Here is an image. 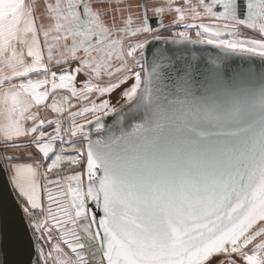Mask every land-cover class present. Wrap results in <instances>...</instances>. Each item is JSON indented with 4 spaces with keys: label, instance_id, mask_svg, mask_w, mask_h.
<instances>
[{
    "label": "snow or ice",
    "instance_id": "snow-or-ice-1",
    "mask_svg": "<svg viewBox=\"0 0 264 264\" xmlns=\"http://www.w3.org/2000/svg\"><path fill=\"white\" fill-rule=\"evenodd\" d=\"M0 264H264V0H0Z\"/></svg>",
    "mask_w": 264,
    "mask_h": 264
},
{
    "label": "water",
    "instance_id": "water-1",
    "mask_svg": "<svg viewBox=\"0 0 264 264\" xmlns=\"http://www.w3.org/2000/svg\"><path fill=\"white\" fill-rule=\"evenodd\" d=\"M21 203L14 189L10 174L0 166V215L4 212L20 214Z\"/></svg>",
    "mask_w": 264,
    "mask_h": 264
},
{
    "label": "crops",
    "instance_id": "crops-1",
    "mask_svg": "<svg viewBox=\"0 0 264 264\" xmlns=\"http://www.w3.org/2000/svg\"><path fill=\"white\" fill-rule=\"evenodd\" d=\"M33 3H35L38 7H42L40 5V2H42V0H32Z\"/></svg>",
    "mask_w": 264,
    "mask_h": 264
},
{
    "label": "flooded vegetation",
    "instance_id": "flooded-vegetation-1",
    "mask_svg": "<svg viewBox=\"0 0 264 264\" xmlns=\"http://www.w3.org/2000/svg\"><path fill=\"white\" fill-rule=\"evenodd\" d=\"M43 3H44V0H42V2H40V5L42 6V5H43Z\"/></svg>",
    "mask_w": 264,
    "mask_h": 264
},
{
    "label": "rangeland",
    "instance_id": "rangeland-1",
    "mask_svg": "<svg viewBox=\"0 0 264 264\" xmlns=\"http://www.w3.org/2000/svg\"><path fill=\"white\" fill-rule=\"evenodd\" d=\"M16 193H17V192H16ZM20 203H21V205H22V203H23V202H22V201H20Z\"/></svg>",
    "mask_w": 264,
    "mask_h": 264
},
{
    "label": "bare ground",
    "instance_id": "bare-ground-1",
    "mask_svg": "<svg viewBox=\"0 0 264 264\" xmlns=\"http://www.w3.org/2000/svg\"><path fill=\"white\" fill-rule=\"evenodd\" d=\"M5 213V212H4Z\"/></svg>",
    "mask_w": 264,
    "mask_h": 264
}]
</instances>
